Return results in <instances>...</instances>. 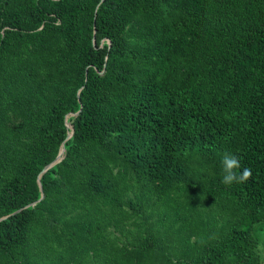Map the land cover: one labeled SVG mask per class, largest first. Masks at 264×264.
Returning <instances> with one entry per match:
<instances>
[{
  "label": "trees",
  "instance_id": "trees-1",
  "mask_svg": "<svg viewBox=\"0 0 264 264\" xmlns=\"http://www.w3.org/2000/svg\"><path fill=\"white\" fill-rule=\"evenodd\" d=\"M0 219V264H264V0H0Z\"/></svg>",
  "mask_w": 264,
  "mask_h": 264
},
{
  "label": "clouds",
  "instance_id": "clouds-1",
  "mask_svg": "<svg viewBox=\"0 0 264 264\" xmlns=\"http://www.w3.org/2000/svg\"><path fill=\"white\" fill-rule=\"evenodd\" d=\"M223 176L221 182L227 186L243 184L252 175L250 168L241 165V158L231 152H225L222 158Z\"/></svg>",
  "mask_w": 264,
  "mask_h": 264
},
{
  "label": "water",
  "instance_id": "water-1",
  "mask_svg": "<svg viewBox=\"0 0 264 264\" xmlns=\"http://www.w3.org/2000/svg\"><path fill=\"white\" fill-rule=\"evenodd\" d=\"M68 126V125H67ZM71 136V133L69 134V136L68 137H70ZM63 152H64V149L62 148V151L60 150V152H59V155H58V157L55 159V161L52 163V164H50L49 166H47L46 168H44V170H43V172H45L47 169H49L51 166H53L54 164H56V163H58L59 161H61V154H63ZM2 219H4V218H2ZM2 219H0V221L2 220Z\"/></svg>",
  "mask_w": 264,
  "mask_h": 264
}]
</instances>
